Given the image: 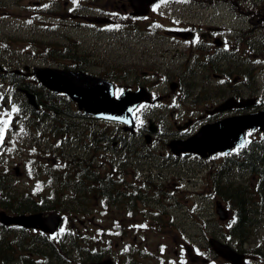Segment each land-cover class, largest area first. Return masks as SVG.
Segmentation results:
<instances>
[{
  "label": "rangeland",
  "instance_id": "obj_1",
  "mask_svg": "<svg viewBox=\"0 0 264 264\" xmlns=\"http://www.w3.org/2000/svg\"><path fill=\"white\" fill-rule=\"evenodd\" d=\"M50 1L0 0V64L9 70L22 68L25 64L60 68L82 62L81 69L86 72L107 78L118 88L123 85L133 86L132 89L136 88L134 81L143 77L142 71H149L154 77H150L146 84L153 86L152 89L158 84L154 89L163 96L157 105L143 108L140 115L143 124L151 118L160 129V134L156 135L157 142L152 147L130 160L126 158L129 154L121 151L120 145L112 148L109 144L103 150L98 142L91 147V140L86 137L95 126L105 127L103 130L114 136L112 141L116 137L119 139L128 136L121 134L115 123H94L78 119L85 129L78 132L80 137L77 145L73 143V134L70 137L55 136L50 132L43 135L39 134L38 128L32 126L30 130H24L20 115H16L14 107L10 108L26 101L19 91L22 87L17 85L16 90H12L9 88V76L0 73V94L5 95L0 97V121L7 122L6 125L0 124V129H3L0 134V169H5L7 173V185L10 184L17 195H43L50 191V185L52 188L57 186L53 178H48L44 166H55L58 175H62L63 170L71 171L73 177L75 171L70 166L74 163L77 165V161L84 157L91 163L87 159V152L90 151L93 159L91 165L97 171L110 173L117 183L119 176L114 171H118L121 165L126 183L131 184L130 189L135 193L140 190L142 199H138L131 209L121 203L110 204L104 198L94 197L90 206L81 213L74 210L61 212L64 218L61 232H75V236L89 239L91 246L96 244V248L109 250L114 255L119 254L121 248L130 245L131 248L146 253L140 257L143 264H221L213 252L208 250L207 240L209 237L220 240L229 237V207L214 196L212 187L215 174L213 171L229 162L221 155L209 161L192 158L169 160L164 155L169 152L165 146L169 138L166 134L177 132L172 121L201 116L205 106L203 103L208 101L197 98H216L215 94L222 92L213 87L217 81L212 76L211 84L204 87L203 81L200 84L201 77L198 75L183 79L184 72L192 68L191 63H187L189 48L180 40L165 37L164 31L186 26L187 23H203L207 16L213 17L211 10L201 9L198 5L194 7L181 0L166 2L154 6L145 20L136 22L133 26L137 31L131 27L124 33L123 28L117 24L86 15L88 12L96 15V12L93 9L81 11L74 6L76 2L73 0H60L59 3L56 1L54 11L43 14L44 4H50ZM112 1L110 0L108 8L105 7L106 1L102 0L100 8L119 11L118 8L114 9ZM85 6H88V1ZM229 19L231 20L229 14H222V17H213L208 22L226 25ZM238 24L243 22L237 21L236 25ZM147 26L155 27L157 33L144 32ZM260 32V35L254 32L253 36L261 38L264 30ZM254 53L264 59V49L259 48ZM76 55L79 58H75ZM18 61V64L14 63ZM259 68L263 72L257 77V81L261 86L260 93L264 96V64H259ZM250 73L254 74L255 71ZM172 81H180L184 85L192 83L194 95L184 98L179 92L175 94L177 90L170 91L168 84ZM72 109L75 107L72 106ZM260 137L253 133L249 135V140ZM133 147L135 148L134 145ZM122 152L124 156L121 157ZM119 158L122 160L121 164ZM125 160H129L127 166L124 165ZM40 164L41 168H38ZM13 167L18 168L17 174H14ZM157 173L164 177L155 178ZM149 179L164 180V184L158 185L156 191H153L156 182L154 185L149 184L148 188L143 184L144 180ZM240 181L241 177L235 179L237 183ZM57 187L61 189L60 185ZM63 193L66 192L63 191L61 196ZM217 202L221 203L228 213L227 216L229 215L226 222L220 221L217 216ZM134 210L135 213L128 217ZM71 220L73 222L70 224ZM124 220L127 231L123 235L120 226ZM262 220L245 239V245L228 242L236 249L240 248L248 253L258 249V253L251 255L252 259L247 264H264V217ZM6 236L7 241L16 239L18 242L14 233ZM78 245L82 247L80 243Z\"/></svg>",
  "mask_w": 264,
  "mask_h": 264
},
{
  "label": "trees",
  "instance_id": "obj_2",
  "mask_svg": "<svg viewBox=\"0 0 264 264\" xmlns=\"http://www.w3.org/2000/svg\"><path fill=\"white\" fill-rule=\"evenodd\" d=\"M27 88L35 95L38 107L43 109V113L39 115L38 110H34L26 104L29 113L34 115H32L34 123L37 119L41 121L48 118L50 121L60 124L53 130L54 133H58L57 135L66 134L71 129L70 122L75 117L68 101H64L63 97L41 87L37 89L31 85ZM82 160H78L77 165L74 163L72 166L77 169L76 173L82 171V175L76 179L68 172L62 173L63 176L56 174L57 172L52 169L51 164L44 166L47 175L54 177V183L57 186L60 185L61 189L59 190L57 186L54 187L48 195L45 194L41 197L40 202L23 194L15 195L14 192L8 191L5 184L7 175L0 172V207L16 214L53 210L79 211V209L85 210L91 199L98 195L108 199L109 203H116L119 196L117 184L112 182L107 174L101 176L94 173L93 170L90 171L89 163L83 158ZM227 161L229 163L223 164L221 169L214 174L212 187L216 197L226 203L230 212L233 213L230 235L238 241H242L250 236L252 230L258 227L264 217V139L252 142L237 157L233 156ZM237 177H241L239 183L235 182ZM63 191L66 193L61 196ZM152 227L155 228L154 225ZM80 241L86 240H79L66 234L61 249L67 252L71 247H80L78 245V243H82ZM43 245L52 250L50 256L62 259L59 254L56 255L54 247L49 242L44 240ZM82 247L90 248L91 246L83 245ZM255 252L258 253V249ZM99 256L98 253L91 254L88 258L94 260ZM45 257L48 258V255ZM62 264L68 263L62 261Z\"/></svg>",
  "mask_w": 264,
  "mask_h": 264
},
{
  "label": "flooded vegetation",
  "instance_id": "obj_3",
  "mask_svg": "<svg viewBox=\"0 0 264 264\" xmlns=\"http://www.w3.org/2000/svg\"><path fill=\"white\" fill-rule=\"evenodd\" d=\"M106 1L107 6L110 0ZM200 1H202V8L205 7L206 10H211L213 17H222V14H229L231 20L226 21V25L213 24L211 21L208 22L213 17L207 16V20L201 22V26L188 25L183 28L186 31L184 35L185 42L189 48L187 63L189 62L192 65V68L184 72L183 79L186 76L198 75L201 77L200 84L203 81L202 86L204 87V85L211 84L210 77L212 76L217 81L213 87L222 91L215 94L216 98L200 97L201 100H207L208 102L203 103L205 106L201 111L202 115L198 118L203 122H211L214 118L219 119L263 110L264 97L262 98L260 94L256 93L258 89H254L253 82L263 72V69L259 68V64H263V62L260 63V60L263 61L264 59H261L254 52L255 50L258 51L259 48L264 49V39L257 38L255 40L253 33L259 35V32L264 30V2L260 1L258 4L262 3L263 5L255 11L253 0ZM112 2L117 8L126 9L124 0H113ZM189 2L193 3L192 0H189ZM239 20L243 24H238V26L236 24ZM195 67L198 68L195 69ZM249 69L255 71V73H250ZM178 82H176L178 91H182L186 96L194 95L192 83L184 85L180 81ZM143 83V80H137L136 82L137 85H143ZM228 98L246 99L247 106L243 109H231L226 112L214 113L213 109ZM193 122L191 125H193ZM177 126L183 125H175V128ZM176 136L179 139L183 137V135ZM138 253H140L139 250L128 249L127 254L120 256L119 263L111 259L113 264H142L141 258H136Z\"/></svg>",
  "mask_w": 264,
  "mask_h": 264
},
{
  "label": "water",
  "instance_id": "obj_4",
  "mask_svg": "<svg viewBox=\"0 0 264 264\" xmlns=\"http://www.w3.org/2000/svg\"><path fill=\"white\" fill-rule=\"evenodd\" d=\"M154 1L130 0L138 11L137 13L140 14L145 13L148 6ZM32 75L49 90L56 93L62 92L69 96L71 100L77 103L78 110L97 118L103 117L132 124L131 109L140 101H148L143 90L127 93L115 99L113 98V86L109 81L79 71L34 68ZM29 100L34 104L32 97ZM233 106L235 105L228 103L226 108ZM224 107L222 106L223 109ZM254 128L264 131V113L232 117L206 126L189 141L183 143L181 149L177 148V153L189 151L197 153L201 157H207L216 152H228L232 147H240L243 144V135L246 129ZM0 221L5 225L17 224L25 228L39 227L41 230L53 234L60 218L56 214L48 217H42L41 214L10 217L0 213ZM210 243L214 251L222 258L232 264H242L243 257L241 255H237L226 246L212 241ZM99 264H108V261Z\"/></svg>",
  "mask_w": 264,
  "mask_h": 264
},
{
  "label": "snow or ice",
  "instance_id": "obj_5",
  "mask_svg": "<svg viewBox=\"0 0 264 264\" xmlns=\"http://www.w3.org/2000/svg\"><path fill=\"white\" fill-rule=\"evenodd\" d=\"M0 124H7V122L6 121H0ZM2 132H3V129H0V134H2ZM0 138H2V135H0Z\"/></svg>",
  "mask_w": 264,
  "mask_h": 264
}]
</instances>
